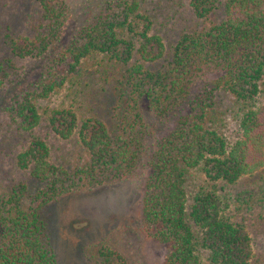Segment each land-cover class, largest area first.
Wrapping results in <instances>:
<instances>
[{
	"label": "trees",
	"instance_id": "1",
	"mask_svg": "<svg viewBox=\"0 0 264 264\" xmlns=\"http://www.w3.org/2000/svg\"><path fill=\"white\" fill-rule=\"evenodd\" d=\"M34 1L36 31L8 36L0 58V129L19 139L16 164L37 186L0 194V264H59L46 208L101 184L105 195L134 174L141 228L164 247L161 264H249L245 224L225 216L215 190L190 185L196 175L213 184L264 179V0H189L208 24L168 49L146 0ZM89 58H98L121 107L114 127L62 109L37 135L36 102ZM49 136L76 138L77 159H52ZM256 196L264 209V189ZM98 256L127 264L112 245Z\"/></svg>",
	"mask_w": 264,
	"mask_h": 264
},
{
	"label": "rangeland",
	"instance_id": "2",
	"mask_svg": "<svg viewBox=\"0 0 264 264\" xmlns=\"http://www.w3.org/2000/svg\"><path fill=\"white\" fill-rule=\"evenodd\" d=\"M144 7L166 49L182 33L208 24L194 14L189 0H146ZM39 15L34 0H0V58L8 54L7 37L32 35ZM97 63L98 58L84 61L79 76L36 102L41 115V125L35 128L37 135L48 132L50 115L62 109L73 111L79 119L95 117L114 127L121 107L111 99V86L103 81V66ZM3 135L0 129V194L18 183L32 190L37 185L16 164L15 156L21 149L19 139ZM49 137L52 159L61 164L77 159L76 138ZM257 179L256 175L232 184H213L196 175L190 185L194 191L200 185L215 190L222 198L225 216L245 224L252 240L249 264H264V209L256 196L264 189V179ZM138 186V174H134L115 182L105 195L101 184L63 194L52 202L45 214L51 220V242L59 264H100L98 250L103 244L117 248L127 264H161L164 247L141 228Z\"/></svg>",
	"mask_w": 264,
	"mask_h": 264
}]
</instances>
